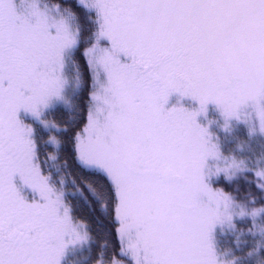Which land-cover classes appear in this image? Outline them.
I'll return each instance as SVG.
<instances>
[{
    "label": "snow or ice",
    "instance_id": "6c2138e0",
    "mask_svg": "<svg viewBox=\"0 0 264 264\" xmlns=\"http://www.w3.org/2000/svg\"><path fill=\"white\" fill-rule=\"evenodd\" d=\"M240 127L264 138V0H0V264H264V155L222 139ZM61 158L103 177L102 234Z\"/></svg>",
    "mask_w": 264,
    "mask_h": 264
},
{
    "label": "trees",
    "instance_id": "16d2710c",
    "mask_svg": "<svg viewBox=\"0 0 264 264\" xmlns=\"http://www.w3.org/2000/svg\"><path fill=\"white\" fill-rule=\"evenodd\" d=\"M61 2L74 5V0H61ZM81 15L83 16V14ZM91 30L92 25L85 22L84 35L89 36ZM83 46L85 45L82 44V47ZM81 63L83 64L82 58ZM83 72L85 80L84 88L75 96L72 113L63 117V119L60 120L61 122H71V120L78 115L79 107L81 109H86L88 92L90 90L88 87L89 77L86 66H84ZM62 159L63 158H61V160H55L53 166L58 170L62 177H65V189L69 192L70 199L76 205L77 214L83 216L85 219H89L93 224V230H99L98 234H102L103 231L110 229L112 225L109 222V219L103 216L99 211H90L89 204H92L93 208H98V201L96 200V197H100L102 199L105 192L103 177L79 168L72 160H69L67 164H64L62 163ZM220 242L222 247L225 248L231 247L233 243L232 238L227 236L220 237ZM84 264H91L88 249L86 251V260Z\"/></svg>",
    "mask_w": 264,
    "mask_h": 264
},
{
    "label": "rangeland",
    "instance_id": "374dc122",
    "mask_svg": "<svg viewBox=\"0 0 264 264\" xmlns=\"http://www.w3.org/2000/svg\"><path fill=\"white\" fill-rule=\"evenodd\" d=\"M76 79H75V73L73 72V79H72V85L73 87L69 89L67 94V100L69 101V107L67 108H61L59 109L54 115L58 120L63 119V117H66L67 114H71L74 108L75 103V96L77 92L75 91L76 86ZM177 97H173L171 103H176ZM185 106H195L190 101L184 100L183 101ZM209 115L211 117H215L217 113L215 110L210 106L209 108ZM217 128L220 127V125H216ZM223 144L225 147V151L227 152H235L238 156H246L250 158H255L257 156L264 155V138L256 136L253 138H249L246 134V131L244 128H236L234 131L231 132V134H222ZM54 162L55 161H49L48 166L52 169L55 178L58 183H61L62 187L65 189L66 187V179L65 177H62L61 174L58 172L57 169L54 168ZM86 251L87 248L83 250H76L72 252L69 255V264H84L86 260Z\"/></svg>",
    "mask_w": 264,
    "mask_h": 264
}]
</instances>
